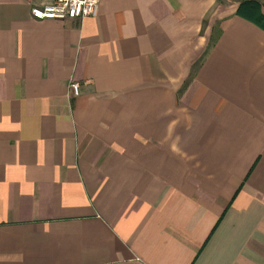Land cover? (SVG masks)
<instances>
[{"label":"crops","instance_id":"crops-1","mask_svg":"<svg viewBox=\"0 0 264 264\" xmlns=\"http://www.w3.org/2000/svg\"><path fill=\"white\" fill-rule=\"evenodd\" d=\"M243 1L264 16L0 0V264H264V29Z\"/></svg>","mask_w":264,"mask_h":264},{"label":"built area","instance_id":"built-area-1","mask_svg":"<svg viewBox=\"0 0 264 264\" xmlns=\"http://www.w3.org/2000/svg\"><path fill=\"white\" fill-rule=\"evenodd\" d=\"M100 0H44L40 6H32L30 14L35 19H65L95 16ZM79 83L69 81L68 90L72 95L79 94Z\"/></svg>","mask_w":264,"mask_h":264},{"label":"trees","instance_id":"trees-1","mask_svg":"<svg viewBox=\"0 0 264 264\" xmlns=\"http://www.w3.org/2000/svg\"><path fill=\"white\" fill-rule=\"evenodd\" d=\"M237 13L245 18L253 20L254 23L264 29V16L261 14L260 6L257 2H241Z\"/></svg>","mask_w":264,"mask_h":264}]
</instances>
